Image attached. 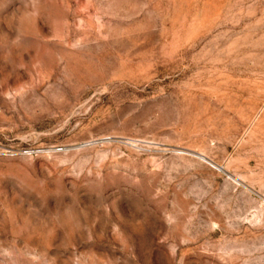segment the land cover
I'll return each instance as SVG.
<instances>
[{"label":"rangeland","instance_id":"obj_1","mask_svg":"<svg viewBox=\"0 0 264 264\" xmlns=\"http://www.w3.org/2000/svg\"><path fill=\"white\" fill-rule=\"evenodd\" d=\"M0 264H264V0H0Z\"/></svg>","mask_w":264,"mask_h":264}]
</instances>
